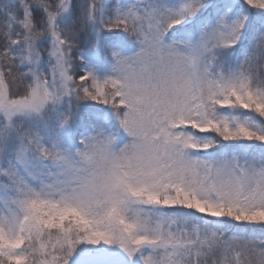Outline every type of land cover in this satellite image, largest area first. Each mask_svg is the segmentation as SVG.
Masks as SVG:
<instances>
[{"label":"snow or ice","instance_id":"1","mask_svg":"<svg viewBox=\"0 0 264 264\" xmlns=\"http://www.w3.org/2000/svg\"><path fill=\"white\" fill-rule=\"evenodd\" d=\"M0 264H264V0H0Z\"/></svg>","mask_w":264,"mask_h":264}]
</instances>
